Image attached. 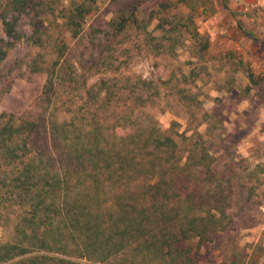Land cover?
Segmentation results:
<instances>
[{"label":"trees","instance_id":"trees-1","mask_svg":"<svg viewBox=\"0 0 264 264\" xmlns=\"http://www.w3.org/2000/svg\"><path fill=\"white\" fill-rule=\"evenodd\" d=\"M178 2L191 11L203 3ZM139 6L134 0L116 9L102 50L85 64L67 59L63 31L52 60L26 61L28 72L44 74L45 82L38 114L0 113V227L12 222L8 240L0 242V264H195L194 242L199 249L232 224L233 180L217 176L202 135L162 129L147 111L160 96L110 95L119 81L114 62L130 57L127 47H116L132 34L151 45L155 37L147 29L154 18V29H164L162 12L171 4L138 17ZM46 8L40 0H0L6 38H0V69L22 39V18L31 26L25 45L44 46ZM96 8L94 0L71 2L56 26L79 38ZM183 19L197 36L193 14ZM93 77L99 78L88 86ZM248 79L255 83L251 72ZM135 84L152 89L155 83L137 78ZM79 87L86 96L70 95ZM51 109L63 110V117H51ZM256 247L264 251L261 243Z\"/></svg>","mask_w":264,"mask_h":264},{"label":"rangeland","instance_id":"rangeland-1","mask_svg":"<svg viewBox=\"0 0 264 264\" xmlns=\"http://www.w3.org/2000/svg\"><path fill=\"white\" fill-rule=\"evenodd\" d=\"M40 1L47 6V22L40 28L49 31L50 38L44 40L42 48L25 45L31 26L29 18H22V39L0 69V113L38 114L37 100L45 75L28 72L26 61L30 64L33 58L52 60L56 36L63 31L69 46L65 56L71 64H85L102 50L103 31L116 9L134 2L94 0L96 10L86 17L81 36L72 39L66 27L56 24L63 22V8L82 0ZM136 2L140 3L138 17L158 10L161 3L171 4L162 12L167 23L163 22L162 30L154 29L159 19L152 20L147 30L153 32L155 40L149 46L143 35L131 33L123 45L116 47H127L130 57L114 62L120 66V72H116L119 81L110 95L160 96L147 111L161 128H172V134L188 130V136L197 131L215 158L217 176L224 183L233 180L234 199L229 210L233 222L199 249L194 242L195 264H264V251L256 247L261 243L264 248V0H202L193 11L178 0ZM190 13L197 36L183 27V17ZM0 38L6 40L1 26ZM202 44H207L206 49ZM157 48L166 52H148ZM248 72L255 83L248 79ZM128 76L130 81L126 84ZM98 78L90 79L88 86ZM137 78L155 84L152 89L141 88L135 84ZM70 95L86 96L80 87ZM49 112L56 119L64 115L60 109ZM11 230L12 222L0 227V242L8 240Z\"/></svg>","mask_w":264,"mask_h":264},{"label":"crops","instance_id":"crops-1","mask_svg":"<svg viewBox=\"0 0 264 264\" xmlns=\"http://www.w3.org/2000/svg\"><path fill=\"white\" fill-rule=\"evenodd\" d=\"M224 2L227 1V0H223Z\"/></svg>","mask_w":264,"mask_h":264}]
</instances>
